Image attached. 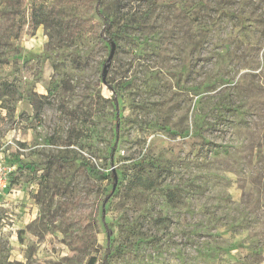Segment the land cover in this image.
<instances>
[{
	"label": "rangeland",
	"instance_id": "obj_1",
	"mask_svg": "<svg viewBox=\"0 0 264 264\" xmlns=\"http://www.w3.org/2000/svg\"><path fill=\"white\" fill-rule=\"evenodd\" d=\"M0 163V264H262L264 0H0Z\"/></svg>",
	"mask_w": 264,
	"mask_h": 264
},
{
	"label": "trees",
	"instance_id": "obj_2",
	"mask_svg": "<svg viewBox=\"0 0 264 264\" xmlns=\"http://www.w3.org/2000/svg\"><path fill=\"white\" fill-rule=\"evenodd\" d=\"M97 14H98L100 17H102V19L104 20V22H105V29L108 28V27L110 26V23L108 22V20H107L106 18H104V17L102 16L101 13L97 12ZM112 42H113V41L110 42V46H111V43H112ZM114 44H115V43H114ZM104 83H105V82H104ZM115 125L117 126V130H118V119L115 120ZM45 163H47V164H50V163L60 164V163H62V159H61V158H53V157H49V158L45 161ZM105 228H106L107 237H110V231H109L108 227L105 226ZM88 264H95V259H94V258H90ZM103 264H107V261L105 260V261L103 262Z\"/></svg>",
	"mask_w": 264,
	"mask_h": 264
},
{
	"label": "built area",
	"instance_id": "obj_3",
	"mask_svg": "<svg viewBox=\"0 0 264 264\" xmlns=\"http://www.w3.org/2000/svg\"><path fill=\"white\" fill-rule=\"evenodd\" d=\"M10 172V168L2 166V164L0 163V196L8 186V175Z\"/></svg>",
	"mask_w": 264,
	"mask_h": 264
},
{
	"label": "water",
	"instance_id": "obj_4",
	"mask_svg": "<svg viewBox=\"0 0 264 264\" xmlns=\"http://www.w3.org/2000/svg\"><path fill=\"white\" fill-rule=\"evenodd\" d=\"M114 52H115V44L112 42L111 43L110 53H109V55L107 57L106 63L104 64V66L102 68V76H101L102 82H105V80H106L107 69L109 67V64H110L111 60L113 59ZM113 179H114V183H115L116 182V175L115 174H114V178ZM114 186H115V184H114Z\"/></svg>",
	"mask_w": 264,
	"mask_h": 264
},
{
	"label": "crops",
	"instance_id": "obj_5",
	"mask_svg": "<svg viewBox=\"0 0 264 264\" xmlns=\"http://www.w3.org/2000/svg\"><path fill=\"white\" fill-rule=\"evenodd\" d=\"M262 264H264V261H263V263Z\"/></svg>",
	"mask_w": 264,
	"mask_h": 264
}]
</instances>
